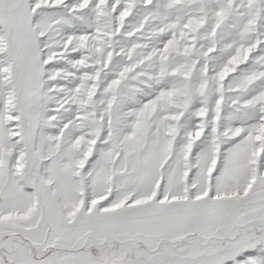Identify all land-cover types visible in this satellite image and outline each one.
Listing matches in <instances>:
<instances>
[{
	"label": "snow or ice",
	"instance_id": "6c2138e0",
	"mask_svg": "<svg viewBox=\"0 0 264 264\" xmlns=\"http://www.w3.org/2000/svg\"><path fill=\"white\" fill-rule=\"evenodd\" d=\"M0 264H264V0H0Z\"/></svg>",
	"mask_w": 264,
	"mask_h": 264
}]
</instances>
